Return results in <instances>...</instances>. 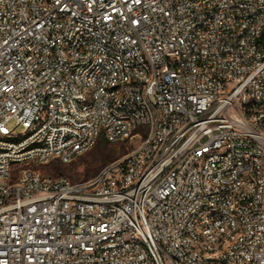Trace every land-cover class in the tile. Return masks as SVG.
<instances>
[{"label": "built area", "instance_id": "obj_1", "mask_svg": "<svg viewBox=\"0 0 264 264\" xmlns=\"http://www.w3.org/2000/svg\"><path fill=\"white\" fill-rule=\"evenodd\" d=\"M0 264H264V0H0Z\"/></svg>", "mask_w": 264, "mask_h": 264}, {"label": "rangeland", "instance_id": "obj_2", "mask_svg": "<svg viewBox=\"0 0 264 264\" xmlns=\"http://www.w3.org/2000/svg\"><path fill=\"white\" fill-rule=\"evenodd\" d=\"M21 128L17 129V133ZM138 137L119 143H107L101 139L88 153L69 164L52 161L47 165L35 167L42 174L57 177L64 176L72 182H82L96 176L107 165L132 154L140 146Z\"/></svg>", "mask_w": 264, "mask_h": 264}]
</instances>
